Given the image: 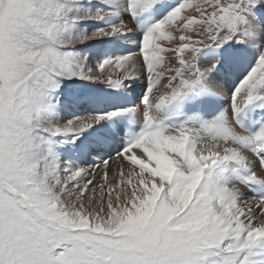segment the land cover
Here are the masks:
<instances>
[{"label": "snow or ice", "instance_id": "1", "mask_svg": "<svg viewBox=\"0 0 264 264\" xmlns=\"http://www.w3.org/2000/svg\"><path fill=\"white\" fill-rule=\"evenodd\" d=\"M0 264H264V0H0Z\"/></svg>", "mask_w": 264, "mask_h": 264}]
</instances>
